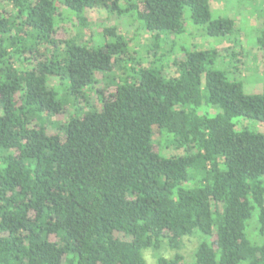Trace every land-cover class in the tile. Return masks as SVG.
Masks as SVG:
<instances>
[{"label":"trees","instance_id":"obj_1","mask_svg":"<svg viewBox=\"0 0 264 264\" xmlns=\"http://www.w3.org/2000/svg\"><path fill=\"white\" fill-rule=\"evenodd\" d=\"M212 2L0 0V264H264V133L235 123L264 125V89L243 91L246 45H179L187 8L236 46ZM97 11L142 22L152 48L92 32Z\"/></svg>","mask_w":264,"mask_h":264},{"label":"rangeland","instance_id":"obj_2","mask_svg":"<svg viewBox=\"0 0 264 264\" xmlns=\"http://www.w3.org/2000/svg\"><path fill=\"white\" fill-rule=\"evenodd\" d=\"M258 13L264 15V0H213L211 7L212 17L214 19L229 18L234 22L235 33L227 39L230 40L231 43H234V39L236 38V46L232 47L231 44H228V42L225 41L226 39L219 40L218 38H210L206 35L204 27L193 25L189 18V11L187 8H185V35L182 41L179 42V45L183 44L184 46L200 50L214 49L217 48V45L219 47L221 45L227 50H230L229 54H232L233 52L238 53V49L236 47H240L242 46V44L246 45L247 50L245 48L244 55H247V58L245 57L244 59H242V57L237 56L238 60L242 65V69L238 65V68L240 70V76L242 77L238 79L242 82L243 91L245 94H259L264 89V74L261 73L259 68H257L255 65V59L257 54L256 51L252 49L255 46L257 38L260 36L261 31V29L257 28V26L260 25L258 24L259 20H256V15ZM90 21L92 24H90L89 29L92 30V32H100L101 28H98L100 22L102 24V27H116L118 30V34L125 36L126 39L130 40L131 50L139 51L138 54L140 55V57L144 56L146 50L152 48V45L149 44L150 36L143 29L142 22H138L137 20H135L134 22V20H131L129 18L116 20L114 17H112V15L106 13L105 11H97V13L93 12L90 16ZM135 29H138L139 31H135ZM74 33L75 31L71 33L72 36L74 35ZM111 42H113L111 38H99L98 35L96 43L98 45H103L105 43ZM143 45L146 46L145 49L142 47ZM214 68L227 73L233 72L231 57H218ZM229 75L228 77L230 78L231 76ZM64 91L65 90L59 91V97L60 95H62V93L64 94L63 103L64 106H67L68 109L67 103L69 101L66 99L67 93L66 91ZM67 98L70 99L69 97ZM62 116L64 117L65 115L63 114ZM63 117L61 119L62 121ZM235 123L239 126V129L245 128L250 131L264 133V125L261 123L246 120L243 118H236ZM161 145L162 148L160 152L165 157H175L182 154V150L177 149L174 146L165 147V143L163 141H161ZM194 247L195 240H185V247L182 252L183 256L185 258H190ZM146 258L148 264L155 263L154 259L149 254L146 255Z\"/></svg>","mask_w":264,"mask_h":264}]
</instances>
